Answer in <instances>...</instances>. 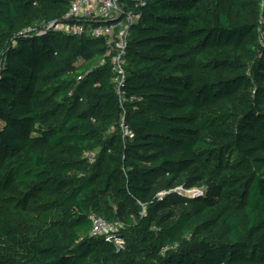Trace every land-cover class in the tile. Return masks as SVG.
<instances>
[{
  "label": "trees",
  "instance_id": "obj_1",
  "mask_svg": "<svg viewBox=\"0 0 264 264\" xmlns=\"http://www.w3.org/2000/svg\"><path fill=\"white\" fill-rule=\"evenodd\" d=\"M261 1L149 2L121 107L105 42L49 27L71 0H0V264H124L91 214L153 264H264Z\"/></svg>",
  "mask_w": 264,
  "mask_h": 264
},
{
  "label": "built area",
  "instance_id": "obj_2",
  "mask_svg": "<svg viewBox=\"0 0 264 264\" xmlns=\"http://www.w3.org/2000/svg\"><path fill=\"white\" fill-rule=\"evenodd\" d=\"M160 0H71L69 10L64 16L66 22L52 24L54 30L71 37H86L93 40H103L106 44V58H108L112 84L121 107L124 103L136 100L129 97L126 91L127 73L125 70V56L128 47L130 30L141 19L142 9L149 2ZM264 8V0L261 1ZM121 18L119 20L118 17ZM112 20L110 24H105ZM56 55V54H54ZM125 137H132V131L120 125ZM89 164L94 162L95 156L89 153ZM89 235L95 238H104L111 241L119 250L124 246V239L119 236L121 226L117 223H108L103 218L91 214Z\"/></svg>",
  "mask_w": 264,
  "mask_h": 264
},
{
  "label": "rangeland",
  "instance_id": "obj_3",
  "mask_svg": "<svg viewBox=\"0 0 264 264\" xmlns=\"http://www.w3.org/2000/svg\"><path fill=\"white\" fill-rule=\"evenodd\" d=\"M1 127V123H0ZM122 130V129H121ZM112 133V131H109ZM123 132L121 131V136L123 137ZM126 141H129L130 144L137 145L139 140L133 135L132 137H125ZM86 157V156H85ZM96 165V161L92 164L87 165V168H80L81 172L84 173L86 171H90ZM9 210L13 218L17 221L22 222L24 225H28L33 223L34 217L36 214L33 212L31 214L21 213L18 210L13 209V206H9ZM120 231V229H119ZM122 232V230H121ZM120 254L128 257V260L124 262V264H153L154 258L150 255L148 251L140 247L133 238H124V246L119 248ZM117 264H122V260L118 261Z\"/></svg>",
  "mask_w": 264,
  "mask_h": 264
},
{
  "label": "water",
  "instance_id": "obj_4",
  "mask_svg": "<svg viewBox=\"0 0 264 264\" xmlns=\"http://www.w3.org/2000/svg\"><path fill=\"white\" fill-rule=\"evenodd\" d=\"M121 18V16L120 17H118V19H115V20H119ZM113 21L112 20H110V21H107L105 24H110V23H112Z\"/></svg>",
  "mask_w": 264,
  "mask_h": 264
}]
</instances>
